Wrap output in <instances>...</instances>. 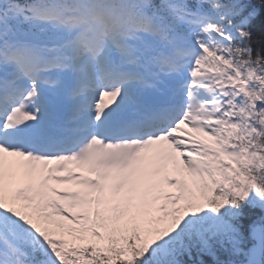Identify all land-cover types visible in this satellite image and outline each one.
I'll return each instance as SVG.
<instances>
[{"label":"snow or ice","instance_id":"obj_1","mask_svg":"<svg viewBox=\"0 0 264 264\" xmlns=\"http://www.w3.org/2000/svg\"><path fill=\"white\" fill-rule=\"evenodd\" d=\"M257 208L264 0H0V264H264Z\"/></svg>","mask_w":264,"mask_h":264},{"label":"trees","instance_id":"obj_2","mask_svg":"<svg viewBox=\"0 0 264 264\" xmlns=\"http://www.w3.org/2000/svg\"><path fill=\"white\" fill-rule=\"evenodd\" d=\"M251 211L253 213L254 218H258L259 216L264 215V213L261 212V210L258 209V208L257 209H252Z\"/></svg>","mask_w":264,"mask_h":264}]
</instances>
